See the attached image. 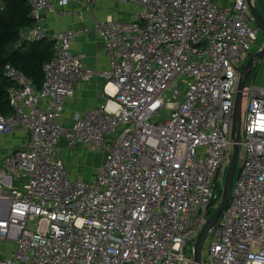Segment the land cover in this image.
<instances>
[{
    "label": "built area",
    "instance_id": "built-area-1",
    "mask_svg": "<svg viewBox=\"0 0 264 264\" xmlns=\"http://www.w3.org/2000/svg\"><path fill=\"white\" fill-rule=\"evenodd\" d=\"M72 1L30 0L33 23L19 42H55L41 88L5 66L12 112H0V133L24 129L29 139L0 170V264H193L220 202L258 20L248 0H119L137 8L132 20L93 15L83 28L105 42L110 63L97 70L72 50L74 29L45 26ZM86 1L93 13L97 0ZM97 76L103 103L65 122L76 83ZM244 97L231 195L200 264H264V86H245ZM63 148L102 152L96 180L72 176Z\"/></svg>",
    "mask_w": 264,
    "mask_h": 264
},
{
    "label": "crops",
    "instance_id": "crops-1",
    "mask_svg": "<svg viewBox=\"0 0 264 264\" xmlns=\"http://www.w3.org/2000/svg\"><path fill=\"white\" fill-rule=\"evenodd\" d=\"M234 0H217L219 4L230 7ZM224 3V4H223ZM257 7L256 0L254 1ZM57 12L46 15L44 23L50 32H60L68 28L76 31L72 42V50L84 54L85 63L103 70L109 66L110 58L105 53V42L100 36L86 33L83 28L93 23V15L96 19H117L119 21L132 20L136 9L131 3L119 0H97L93 5V13L86 0H73L64 8L58 7ZM104 79L101 76L90 81L76 83L75 95L66 102L63 114L65 122L72 121L84 111L103 103ZM28 133L24 129H16L12 133H0V170L3 168V160L6 154L21 149L27 145ZM65 145V144H63ZM65 150V151H64ZM67 148L60 150L63 157ZM73 149H70L72 151ZM72 153V152H71ZM73 155V153H72ZM64 158V157H63ZM72 160L75 157L72 156Z\"/></svg>",
    "mask_w": 264,
    "mask_h": 264
},
{
    "label": "trees",
    "instance_id": "trees-1",
    "mask_svg": "<svg viewBox=\"0 0 264 264\" xmlns=\"http://www.w3.org/2000/svg\"><path fill=\"white\" fill-rule=\"evenodd\" d=\"M31 14L30 0H0V112L3 114L12 112L9 88L13 81L5 74L6 64H12L29 77L36 88H41L43 65L54 52L52 39L19 42L20 30L33 23ZM222 190L220 187L214 203L220 199Z\"/></svg>",
    "mask_w": 264,
    "mask_h": 264
},
{
    "label": "water",
    "instance_id": "water-1",
    "mask_svg": "<svg viewBox=\"0 0 264 264\" xmlns=\"http://www.w3.org/2000/svg\"><path fill=\"white\" fill-rule=\"evenodd\" d=\"M255 0H248L252 12L255 14L258 23L262 29L263 38H264V18L259 10L256 8ZM264 56V41L262 47L258 52L251 53L249 59L243 69L241 70L239 85L237 89L234 113H233V123H232V138L234 141L231 158L228 164L227 173L224 181V186L222 190V195L220 197V202L214 212L211 214L207 220L202 232L200 233L196 245H195V259L193 264H200L201 261V251L205 237L211 228V226L217 220L222 209L227 205V202L231 195V188L233 185L234 174L238 164L239 150H240V139H241V124H242V112H243V99H244V90L247 81L253 71V69L259 64L260 60Z\"/></svg>",
    "mask_w": 264,
    "mask_h": 264
},
{
    "label": "rangeland",
    "instance_id": "rangeland-1",
    "mask_svg": "<svg viewBox=\"0 0 264 264\" xmlns=\"http://www.w3.org/2000/svg\"><path fill=\"white\" fill-rule=\"evenodd\" d=\"M257 2V9L259 12L262 14L264 18V0H256ZM224 4V3H223ZM133 7L134 5L131 4ZM134 8L137 10V8L134 6ZM264 38H263V33L259 34L258 38V44H256L253 47L252 53L258 52L260 49V45L263 44ZM249 57L245 60V63H247ZM245 66V65H244ZM243 69V68H242ZM251 85H256V86H264V63L259 62V64L253 69L249 80L246 83V89L251 87ZM246 97H244L243 101V121L242 125H245V111H246ZM65 151V150H64ZM65 154L63 155L64 159L66 160L67 168L70 171L71 175L74 177H78L80 179H84L88 182H93L97 178V173L99 169L101 168L102 161H103V156L102 152H97L93 150H89L87 148L83 149H73L70 151V149L66 150ZM73 155H72V153ZM72 156L75 157V160L73 161ZM239 166V165H238ZM228 168V167H227ZM227 173V170H226ZM226 174L223 177V181H225ZM21 186H23V182L19 181L18 182ZM224 186V182H222V189ZM31 227L34 225L30 224ZM209 238L208 236L202 246V251H201V259L202 261H207L208 260V254H209ZM184 253L186 256H191L193 253L192 251V244L189 242L184 248Z\"/></svg>",
    "mask_w": 264,
    "mask_h": 264
}]
</instances>
